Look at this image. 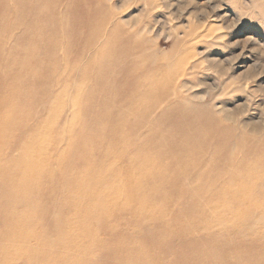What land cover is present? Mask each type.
Segmentation results:
<instances>
[{
  "label": "bare ground",
  "instance_id": "6f19581e",
  "mask_svg": "<svg viewBox=\"0 0 264 264\" xmlns=\"http://www.w3.org/2000/svg\"><path fill=\"white\" fill-rule=\"evenodd\" d=\"M104 8L78 21L32 6L34 21L22 23L60 35H40L54 45L40 68L56 81L31 105L21 78L37 53L22 50L0 87V264H264V159L243 166L234 157L243 139L228 144L233 127L222 134L214 117L190 114L180 94L191 86L170 76L171 62L148 69L157 54L138 50L144 29ZM215 14L221 28L230 14ZM67 25L87 32L73 57ZM40 227L52 240L38 238Z\"/></svg>",
  "mask_w": 264,
  "mask_h": 264
},
{
  "label": "rangeland",
  "instance_id": "374dc122",
  "mask_svg": "<svg viewBox=\"0 0 264 264\" xmlns=\"http://www.w3.org/2000/svg\"><path fill=\"white\" fill-rule=\"evenodd\" d=\"M61 1L63 5L57 4L54 10V3L57 0H0V23L3 22L0 28V87H4L2 85L4 81L11 80L15 68H20L21 64L17 63H22V60L20 57L16 58L17 51L34 50L37 55L33 52L31 56H35L29 61L28 68L24 67L22 71L21 81L24 83V92L31 99L29 100L31 105L40 102V86L45 90L48 89L50 92L48 97L54 93L53 84L56 80L48 77L49 81H46L43 75L44 68H40L42 63L40 59L46 57V51L54 45L49 46L46 41L40 43V35L43 39H58L60 35L44 31L37 34V30L22 26L23 22L34 21L29 13L32 6H40L44 10L48 8L50 14L65 11L70 18L76 15L73 19L76 17L78 21L88 9L94 13L92 15V21H94L101 12H106L104 7L109 6L120 15L121 19L123 17L133 19L132 25L128 24L131 28L145 30L142 33L149 42L146 45L142 44L138 50L145 49L147 54L152 50L159 56H153L148 69L159 68L158 71H164L171 65L170 76L176 82H185L191 86L188 90H182L180 94L187 101L189 100V104L185 106L188 107L190 114L193 113V116L198 115L203 119L214 117L218 123L212 119L211 121L221 125L219 132L222 134V131L225 132L233 127L228 144L235 148V143L232 142L243 139L242 144L240 143L242 148L234 156L243 166H249L260 158L264 159V152L262 153L264 147V3H261L264 0ZM215 10L230 14L221 21V28H216L218 18L214 19ZM34 16L40 21V16L36 14ZM70 21L68 18L67 23ZM14 24L17 26H13ZM65 31L66 43H69L71 48L68 45V49L73 57V53L75 54L81 47L80 36L87 32L82 27L76 33V30L69 25L66 26ZM66 57H68L67 54ZM73 63L74 60L71 58L67 62L70 66ZM30 68H37V77L31 74ZM44 94L45 92L42 95ZM177 99L182 101L181 98ZM180 103L184 106L183 101ZM205 104L206 107L202 109L201 107ZM223 109L229 110L232 117L226 114L228 111L222 112ZM26 113L32 115L28 109H22L18 115L25 117ZM67 118L70 117L65 113L58 129L66 127L67 123L64 124V120ZM32 119L33 116L28 120ZM56 126L54 125V128ZM237 132L240 134L237 135ZM207 135L210 136L209 132ZM226 143L227 141L224 146ZM75 217L77 218V215ZM114 219L121 222L120 227H125L126 233L131 238L138 237L137 227H133L132 230L120 218ZM38 229H36L39 233L37 236L41 238H39L41 241H49L50 238L52 240L53 235L44 234L45 231L41 227L42 231ZM249 237L242 238H246L251 244H258L261 242L260 239L262 240L254 236ZM95 254H98L97 257L102 256L101 251ZM49 255L53 258L59 257L56 253Z\"/></svg>",
  "mask_w": 264,
  "mask_h": 264
}]
</instances>
